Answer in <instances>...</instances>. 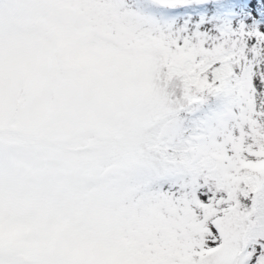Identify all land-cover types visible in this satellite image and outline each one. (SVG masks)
Listing matches in <instances>:
<instances>
[{
	"label": "snow or ice",
	"instance_id": "snow-or-ice-1",
	"mask_svg": "<svg viewBox=\"0 0 264 264\" xmlns=\"http://www.w3.org/2000/svg\"><path fill=\"white\" fill-rule=\"evenodd\" d=\"M0 264H264V0H0Z\"/></svg>",
	"mask_w": 264,
	"mask_h": 264
}]
</instances>
